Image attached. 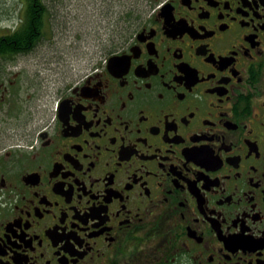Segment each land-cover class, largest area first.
Returning a JSON list of instances; mask_svg holds the SVG:
<instances>
[{
  "label": "flooded vegetation",
  "instance_id": "obj_1",
  "mask_svg": "<svg viewBox=\"0 0 264 264\" xmlns=\"http://www.w3.org/2000/svg\"><path fill=\"white\" fill-rule=\"evenodd\" d=\"M154 7L0 144V264H264V0Z\"/></svg>",
  "mask_w": 264,
  "mask_h": 264
},
{
  "label": "rangeland",
  "instance_id": "obj_2",
  "mask_svg": "<svg viewBox=\"0 0 264 264\" xmlns=\"http://www.w3.org/2000/svg\"><path fill=\"white\" fill-rule=\"evenodd\" d=\"M44 1L51 12L48 40L18 56L12 88L3 91L0 82V144L6 146L16 141L11 137L14 131L32 130L35 122L52 113L57 89L75 68L100 57L109 41L118 46L123 27L145 19L162 0ZM22 10L21 0H0V35L20 23Z\"/></svg>",
  "mask_w": 264,
  "mask_h": 264
},
{
  "label": "trees",
  "instance_id": "obj_3",
  "mask_svg": "<svg viewBox=\"0 0 264 264\" xmlns=\"http://www.w3.org/2000/svg\"><path fill=\"white\" fill-rule=\"evenodd\" d=\"M21 2H23V15L19 23L20 28L14 34L0 37V56H7L10 53L20 54V52L28 54L48 36L47 17L51 14L49 6L44 0H21Z\"/></svg>",
  "mask_w": 264,
  "mask_h": 264
}]
</instances>
